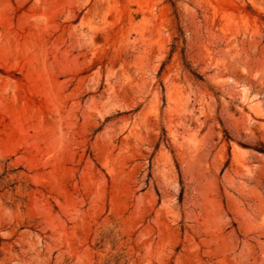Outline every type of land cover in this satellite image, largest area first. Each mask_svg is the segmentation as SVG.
I'll return each mask as SVG.
<instances>
[{"label": "rangeland", "instance_id": "obj_1", "mask_svg": "<svg viewBox=\"0 0 264 264\" xmlns=\"http://www.w3.org/2000/svg\"><path fill=\"white\" fill-rule=\"evenodd\" d=\"M0 264H264V0H0Z\"/></svg>", "mask_w": 264, "mask_h": 264}, {"label": "trees", "instance_id": "obj_2", "mask_svg": "<svg viewBox=\"0 0 264 264\" xmlns=\"http://www.w3.org/2000/svg\"><path fill=\"white\" fill-rule=\"evenodd\" d=\"M180 30V29H179ZM181 32V31H180ZM175 40H177V38H175ZM174 47H175V45H174ZM198 76V75H197Z\"/></svg>", "mask_w": 264, "mask_h": 264}]
</instances>
